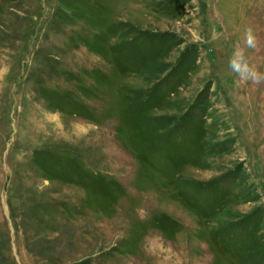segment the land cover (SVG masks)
I'll return each instance as SVG.
<instances>
[{
    "label": "rangeland",
    "instance_id": "374dc122",
    "mask_svg": "<svg viewBox=\"0 0 264 264\" xmlns=\"http://www.w3.org/2000/svg\"><path fill=\"white\" fill-rule=\"evenodd\" d=\"M264 0H0V264H264Z\"/></svg>",
    "mask_w": 264,
    "mask_h": 264
},
{
    "label": "clouds",
    "instance_id": "9594fccd",
    "mask_svg": "<svg viewBox=\"0 0 264 264\" xmlns=\"http://www.w3.org/2000/svg\"><path fill=\"white\" fill-rule=\"evenodd\" d=\"M257 46V37L254 30L249 27L245 29L243 46L233 50L228 60V67L241 81H252L260 83L264 81V73L260 72L253 65L248 56L247 49H255Z\"/></svg>",
    "mask_w": 264,
    "mask_h": 264
}]
</instances>
